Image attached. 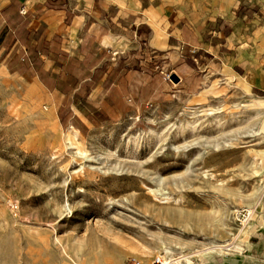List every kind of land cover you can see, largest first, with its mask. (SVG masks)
I'll return each instance as SVG.
<instances>
[{
	"label": "rangeland",
	"instance_id": "obj_1",
	"mask_svg": "<svg viewBox=\"0 0 264 264\" xmlns=\"http://www.w3.org/2000/svg\"><path fill=\"white\" fill-rule=\"evenodd\" d=\"M233 2L263 40L264 0ZM214 56L160 61L158 101L93 120L58 111L0 61V264H188L252 224L231 264H264V240L260 257L251 245L264 227V63Z\"/></svg>",
	"mask_w": 264,
	"mask_h": 264
},
{
	"label": "crops",
	"instance_id": "obj_2",
	"mask_svg": "<svg viewBox=\"0 0 264 264\" xmlns=\"http://www.w3.org/2000/svg\"><path fill=\"white\" fill-rule=\"evenodd\" d=\"M239 5L233 0H0V61L10 76L56 99L58 111L70 106L89 120L121 116L168 91L152 67L160 61L165 67L183 64L193 49L232 63L252 61L250 67L260 72L254 64L264 63V37L236 12ZM255 240L251 245L260 257L264 227Z\"/></svg>",
	"mask_w": 264,
	"mask_h": 264
},
{
	"label": "bare ground",
	"instance_id": "obj_3",
	"mask_svg": "<svg viewBox=\"0 0 264 264\" xmlns=\"http://www.w3.org/2000/svg\"><path fill=\"white\" fill-rule=\"evenodd\" d=\"M256 117H258V116H256ZM151 193L153 194V198L156 199V200L160 199L161 196L165 195V194H162L159 190L158 191H151ZM261 193H262V191H261ZM262 197H263V194L260 196V199L258 197L257 200H261ZM165 203H167V202H165ZM263 208H264V205L259 206V212H258L259 214H261V211L260 210L263 209ZM168 211H169V209H168ZM260 217H262V216H260ZM171 219L172 220L174 219L176 221L181 222V221H187L189 219V217H187V218L186 217H182L181 214H180L178 217L177 216L176 217H172ZM254 225L255 224H252L251 227H250V229L247 230L246 232H245V228L240 229L239 230V234L237 236H235V234H232L231 233L230 235L232 236V239H233V242L232 243H229V244H226V245H220V244H218L216 247H214L213 250H211L209 252H200V251L193 252L192 253L193 255H191V254L187 255V257H185L184 260L187 261L188 264H194L195 261H193V259H195V257H200V260H199V263L200 264H231V261L234 260L235 257L241 256L243 254V251L245 250L244 248H242V246L240 244H237L236 243L237 240L245 241L246 238L250 237V235L253 234V227H254ZM179 243H180V241H179ZM179 243H177V244H179ZM187 244H186V247H187ZM167 248H170V247L167 246ZM178 248H180V247H178ZM178 264H181L180 260L178 261Z\"/></svg>",
	"mask_w": 264,
	"mask_h": 264
},
{
	"label": "built area",
	"instance_id": "obj_4",
	"mask_svg": "<svg viewBox=\"0 0 264 264\" xmlns=\"http://www.w3.org/2000/svg\"><path fill=\"white\" fill-rule=\"evenodd\" d=\"M169 78V77H168ZM237 221L241 227H245L252 220V213L250 211H243L237 217ZM130 264H148L139 259H133ZM149 264H178L177 260H173L167 254L157 255Z\"/></svg>",
	"mask_w": 264,
	"mask_h": 264
},
{
	"label": "water",
	"instance_id": "obj_5",
	"mask_svg": "<svg viewBox=\"0 0 264 264\" xmlns=\"http://www.w3.org/2000/svg\"><path fill=\"white\" fill-rule=\"evenodd\" d=\"M173 80L176 82V83H178L179 82V78L175 75V76H173Z\"/></svg>",
	"mask_w": 264,
	"mask_h": 264
}]
</instances>
